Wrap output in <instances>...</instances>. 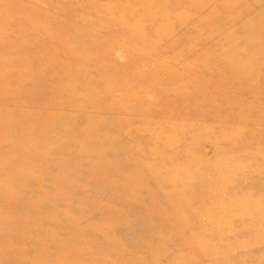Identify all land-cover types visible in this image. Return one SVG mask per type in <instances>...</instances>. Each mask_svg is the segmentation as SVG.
I'll list each match as a JSON object with an SVG mask.
<instances>
[{
	"label": "rangeland",
	"instance_id": "1",
	"mask_svg": "<svg viewBox=\"0 0 264 264\" xmlns=\"http://www.w3.org/2000/svg\"><path fill=\"white\" fill-rule=\"evenodd\" d=\"M0 36V40L7 44L3 47L0 45V50L28 51V57L32 63H36L35 67L28 65L27 68L13 59L14 55L0 53V92L7 97L1 98L3 102L0 101V107H5L4 111H7L6 115L2 114L7 121L0 132L11 136L14 133L15 139L20 140L13 142L11 139L0 145V156H7H4L7 159L0 157V165L3 160H8L11 152L7 155V151L14 146L18 152L21 145L38 144L39 148L46 149L44 155H48V160L43 155L35 162L39 169H35L34 175L42 177L39 187L23 178L22 182L14 186L13 200L0 193V212L5 210L8 214L12 213L7 215L4 211L0 218L14 220V226L10 228L6 222L0 223V233L8 237L0 243L19 248L20 252L28 250L25 256L27 260L36 256L41 257L46 264H51L53 260L70 264L74 257L75 263L87 264L90 254L97 258L94 264H174L175 260L183 261L191 236L196 234L199 225L208 220L205 214L198 212V207L206 205L205 201L199 200L191 207H182L181 216L188 219V224L184 230L181 229L183 233L180 230L178 238L170 233L175 220L168 214L169 201L154 178L153 184L149 183L146 189L155 198L151 209L145 191L137 193L134 199L118 201L115 194L119 190L105 182L98 183L100 186L97 187L94 183L96 178L90 174L91 169L106 166L102 169L109 174L105 176L106 179L116 178L119 185H123L126 175L122 171L127 172V177L134 176L137 163H142L145 160L143 154L151 150L144 130L146 127L152 128L156 137L164 138L170 134L175 138L180 137L179 130H170L168 127L185 116L179 106L180 96L186 101L187 107L192 108L188 114L203 125L199 129L200 136H205L207 140L195 144L199 146L198 151L203 157L214 160V153H219L221 157H234L231 160V167L234 168L239 167L238 163L251 164L253 169L261 164L260 159L252 158L251 155L258 148V151H264V0H0ZM21 39L27 41L28 46H19ZM14 65L16 70L12 68L8 71ZM12 72L25 76L34 72L35 77L44 78L43 97L49 108L45 104L42 107L51 113L64 111L59 118L68 120L67 127L56 131V138L49 140L44 136L42 141L39 135L31 134L32 130L28 128V136L21 139L20 132L23 129L26 131L24 127L27 124V127L30 126L33 115L29 119L22 117L26 123L20 120L22 113L30 109L27 105L13 101L14 92L21 91L18 88L20 83L15 84ZM181 85L184 89L173 95L172 89H179ZM69 101L82 106H70ZM87 101L95 105L86 107ZM96 104L103 108L102 113H99L102 109ZM123 112L129 115L125 120L119 118ZM73 114L76 116L73 120L75 126L73 121L70 122V115ZM14 116L18 120L11 122L9 119H15ZM85 122L89 127L85 126ZM189 128V132L197 133L196 125H190ZM234 128L240 132L229 137L232 142L225 141L224 137ZM135 136L142 139L140 146L130 143ZM103 138L113 140L106 143ZM53 141L59 145L54 148L56 152L50 146ZM79 142H86L85 147L89 151L83 156ZM176 144L178 151L165 161V166L180 165L178 163L184 158H190L189 153L183 155V152L194 145L192 137L180 139ZM159 150L161 156L169 155L161 145ZM240 150L246 152L240 154ZM12 158L13 155L10 157L14 161L13 165L19 166V160ZM24 159L26 157L22 158L21 164ZM105 159L111 162L103 161ZM122 161H127V164ZM113 163V166L110 165ZM189 167L186 168L188 174L206 171L203 163ZM63 168L74 180L71 183V189H75L71 190L73 196L64 198L57 195L60 196L58 199L54 194V198L44 199L37 209L21 206L28 198L38 201L37 187L40 192H55V186L51 183L63 174L59 173ZM213 172L212 168L207 170V175L196 181L202 184V198L213 179ZM9 175L10 170L1 171L0 181L4 177L10 181ZM43 177L45 180H42ZM247 178L249 183L258 182L254 178ZM249 192L256 198L264 197V188L255 190L249 185L248 188L238 185L232 188L233 196ZM140 197L142 201H138ZM12 201L16 205L14 208L11 207ZM156 207L166 211L158 213ZM67 208L73 215L72 223H68L70 219L64 218ZM56 210L64 212V215L56 214L54 221L48 220L47 216ZM158 216L161 218L158 219ZM160 220L171 227L169 233L159 230ZM228 221L234 233L227 238L214 237L210 243L214 247H223L218 251L219 260L228 259L229 254L239 257L247 251V254L250 253L251 257L264 264V235L258 234L253 225L259 223L260 218L246 220L240 217L236 221ZM17 223L23 227V231H17ZM87 224L100 225L103 233H110L115 242L108 245L98 234L86 232L84 225ZM48 225L52 229L49 235L44 231ZM73 226H79V230H72ZM218 228L221 226L218 225ZM109 229L113 232H109ZM23 236L27 240L25 245ZM36 238L46 242L39 253ZM209 238L211 236H206L204 240ZM159 241L162 243V253L158 263L151 258L158 247L152 252L145 245L149 242L154 245ZM85 245L88 246L87 251L84 250ZM40 252L42 255H39ZM203 257L201 264H212ZM0 264L14 262L3 263L0 260Z\"/></svg>",
	"mask_w": 264,
	"mask_h": 264
},
{
	"label": "bare ground",
	"instance_id": "2",
	"mask_svg": "<svg viewBox=\"0 0 264 264\" xmlns=\"http://www.w3.org/2000/svg\"><path fill=\"white\" fill-rule=\"evenodd\" d=\"M0 45H2L1 47L7 46V44H5V42L2 41V39L0 40ZM26 45L28 46L27 41L25 42L23 39H21V43L19 44V46H26ZM0 53H2L4 55L5 54L14 55V58L13 59L19 61L20 62V65L21 66H24V67H27L28 68V65H29L31 68H33L36 65V63H32V61L28 57V55L30 53L28 51H23V50H11L10 51V50H7V49H3V50H0ZM40 60H41V58H40ZM15 67L16 66L14 65V66L8 68V71L10 69H12V68H15ZM14 70H16V68ZM12 73H13L12 76L13 77L15 76V79H14L15 84L20 83V86H18V88L21 91L20 93L19 92H14V94H13V101L15 103L19 104V105H23V106L24 105H27L28 109H30V110L25 111V112L22 113L20 120L23 121L22 120V117H23V119L25 117H27V119H29L31 117V115H33V119L29 123L30 126L27 127L28 126V124H27V126L24 127L26 129V131L23 129L20 132L21 133V135H20L21 139L24 140V139H26V136H28V135H26L27 132H28V128L32 130L31 134H33L35 136L36 135H39L41 137L42 141H44V139H43L44 136L47 139H49V140H50V138H53V139L56 138V134H57L56 131L62 129L63 127H67L68 120L66 119L67 117L66 118L64 117V119H66L67 121H64L62 118H59V115L60 114H63L64 111H59L58 113H53V112L51 113L49 111V109L46 110V109H44V107H42V104H45V107L48 106L47 100L45 101V99L43 97L45 95V88H44V85H42V83H44V78L43 77H40L39 78L38 76H36L37 77L36 78L35 75H34V72L29 73L28 76H25L24 74H21V75L20 74H17L16 75V72H12ZM13 77H12V79H13ZM1 82H2L1 85H3L4 82L3 81H1ZM23 82L24 83H27V84L24 85ZM183 87L184 86L181 85L179 89L173 88L172 89L173 91L171 93L172 94L173 93L175 94V92L176 93H180L182 91L181 89ZM179 90H181V91L179 92ZM4 97L7 98L4 93L0 92V101L1 102H3V99H1V98H4ZM71 99H72V97H71ZM179 99L181 100L180 103H179V106L181 107V110L184 112V115L185 116H184V118H182L180 120L179 119L178 120L176 119L177 121L176 122H173V123H170L168 125V127H169L170 130H179L180 137L175 138V137H173L172 134H170V136H165L164 138L156 137L155 134L152 133V128L150 129L149 126H148V128H149L148 129L146 127L144 130H145V133L148 136L147 137V142H148V144L149 143L151 144V150L147 154H143V156L145 157V160H142V163H137V166L135 165L136 168L134 169L135 170L134 176L127 177V174H126L127 172H125V171L123 172L122 171V174L124 173L126 175V178H123L124 179V181H122L123 182V185H119V183L117 182L116 178H114V180H112L113 178L112 179L110 178V180H109V178L106 179L105 176L106 175H109V174H106L105 172L102 171V169L106 167V166H102V167H99V168L97 167L95 169H91V171H90L91 176H93V178H96V182H94V183H95V185L97 184V187H99L100 185L98 183L103 184V182H105V183L109 184V186H111L112 188H115L116 190H119L117 192V194H115L116 195L115 198L118 201H120V200H124L125 201V200L134 199V197L137 195V193H139L140 191H145L146 194H147V198L150 199V203L149 204H150L151 209H152V206L155 203L154 202V199L155 198L153 199L152 198L153 197L152 196V193L150 191H148V190L146 191V189L149 188V186H150L149 183H151L152 182V178H154L155 181L157 182V184L160 185L162 187V189L164 190L165 196H166L167 200L169 201L168 214L169 215H172L173 220H175V222L173 221V223H172V227H173L172 229H171L170 226H168L166 224H163V220H160V224L158 225L159 226V230L160 231L163 230L164 232L166 231V233H169L170 232V229H171V232L170 233L176 235L178 238L180 236V230L183 229V228L185 229L186 226H187V224H188L187 223L188 222V219L185 220L181 216V214H182V211H181L182 210V207L183 206L184 207H191L194 204H196V202H198L199 200H203V201L206 202V205H204V207H202V208L201 207H198L199 208L198 209V212H201V213L205 214L206 217H208L207 218L208 220L206 221L205 224L199 225L198 231L196 232V234L193 237L191 236V240H189V243L186 242L188 244L187 246L185 245L186 246V249H187V254L186 255H183L184 256L183 261L180 262L178 260H175L174 264H201L202 261H200V260H201L202 256H204L205 257V260L210 261L212 264H245V263H248V264H261L260 261H258V259L256 260L253 257H251V255H249L250 253L247 254L246 253L247 251L246 252L244 251L243 255L242 256H239V257H236L235 255H231L228 252V254H229L228 259L221 261V260H219V257H218V251L221 250L223 247H220V248L214 247L210 243L212 241V238H214V237H216L218 239H222V238H227L228 236H231L234 233L235 230H234V228H232V226L230 225V223H229L228 220L236 221L240 217H243L246 220L247 219H251V218H255V217H259L260 218V222L259 223H256V224H253V225L256 227L255 230L257 231L258 234L264 235V197H261V198L258 197V198H256L250 192L249 193L242 194V195H236V196H233L234 194L232 193V188L234 186H237V185L239 187L242 186V188H248V185H249V187H251V188H253L255 190L264 188V151L260 152V151H258V150H260V148H258L251 155L252 158H258L261 161V164H259V166L257 165L255 169H253L251 167V164H248V163L246 165L245 164H242V163H238V165H239L238 168L231 167V165H232L231 164V160L234 157L233 158H230V157H228V155H226L224 157H221V155H219V153H216V154L214 153V155L216 156L214 158V160H211V158L203 157L201 155V153L199 152L200 150L198 151L199 146H196L195 145L196 143L199 144L200 143L199 141L207 140L205 136H203V135L200 136L199 129H201V127H203V125H201L200 123H198L196 121V118L192 117V115L190 116L188 114V111H190L192 108L187 107V103H186L185 100H183V97L180 96ZM73 102L74 103H71L69 101L68 102V105H70V106H77V105L82 106L78 102H75V101H73ZM76 103H78V104H76ZM85 104H86V107H92L93 105H95V104L90 103L88 101ZM70 106H68V107H70ZM96 107H98L100 110L102 109V111L99 112V113H102L103 112V108H100L98 105ZM46 108H49V107H46ZM5 109L6 108L3 107V106L0 107V128L2 126H5L4 123L7 121L6 117L3 116V115H6L7 114V111H4ZM92 109L94 111V108H92ZM35 112H37V114L34 117V113ZM70 116H69L70 119H71V121L69 120L70 122H72L73 120L76 119V116H74V114L73 115H70ZM99 116H100V114H99ZM128 116L129 115L127 113L123 112L122 115H120L119 118L121 120L122 119L125 120ZM9 120L12 122V121H16L18 119H16V117H15V119H9ZM98 122H100V121H98ZM23 123H26V122L23 121ZM72 123L75 126V122L73 121ZM83 123L84 122H82V126H83ZM86 125L87 124L85 122V126ZM190 125L191 126L196 125L197 133H191V132H189V130H190L189 126ZM103 126L104 125H102V127ZM87 127H89V126L87 125ZM49 130H52L53 132H50ZM47 132H49V134H47ZM238 132H240V130H238L236 128L232 129L231 132L229 134H227L226 137H224V140L227 141V142H229V141L232 142L231 139L229 140V137H231L233 134L235 135ZM125 134H127L126 131H125ZM15 137H16V135L14 133L11 136L10 134L9 135H6V134H3V133L0 132V145L6 143L8 141L10 142L11 139H12L13 142H19L20 140L18 138L15 139ZM186 137L187 138H191L192 137L193 144L195 145V146L192 145L187 150L185 149V151L183 152V155L184 154L186 155V152L189 153L188 155H189L190 158L189 159L184 158L183 161H181V162L178 163L180 165H176V166H172V165L165 166L164 165L165 164V161L167 159H169V157L175 156L174 154L178 151V149H176V146H177L176 143H177V141H179L180 139L186 138ZM87 139H90V138H87ZM103 140H105V138H103ZM112 140L113 139H111L109 141H107V140H105V141H106V143L107 142H110L111 143ZM116 140H114V141H116ZM141 141H142V139L136 138V136H135L134 138H132V140L130 141V143L136 144V145H139L140 146ZM145 141H146V139H145ZM222 141H223V138H222ZM89 143L90 142H88V144ZM233 143H235V141ZM91 144H92V141H91ZM100 144H102V143H100ZM152 144H154L153 148H152ZM37 145L38 144H31L30 146L21 145V147L19 148L20 150H18V152H17V150L15 149V146H14V147H10L9 148V151H7V155L10 152H11V154H10V156H8L9 157L8 160H6V161L3 160L2 164L0 165V172L1 171H4V170H6V171L7 170H10V175H9V178H8V179H10V181H7V179H5L6 177L3 176L4 178H2V179L3 180L5 179L7 182L5 180L4 181L2 180V182L0 181V193L1 194L2 193L5 194L4 195L5 197H6V195L9 196V200H13L14 199V197H15L14 196V191H15L14 190V186L17 183L22 182V180H24L23 178H27L28 181H30L31 183L37 184V186L39 187V184L41 182V178L42 177H41V175L38 176V177H36L34 175L35 169H37V170L39 169L38 168L39 166L37 167V165H35L36 164L35 162L38 159H41L40 157L43 156L44 154H46L47 151H46L45 148H42V147L39 148ZM79 145L82 148V152H81L82 153V156L85 155V154H87L89 152V151L87 152V149L85 147L86 142H85V144L83 142V143H80ZM160 145L164 147V149L168 152L169 155L165 154V155L161 156V154H159V153H161V151L159 150V146ZM50 146L54 149V148H57L59 145L56 144L53 141V143L50 144ZM103 146H104V144H103ZM110 146H112V145H110ZM98 147L100 148V145ZM28 149H29V151H28ZM50 150L51 149H49V151ZM55 150L56 149H54V151ZM73 150H75V148ZM109 150H111V151L113 150L114 151L115 149H109ZM244 150H246V149H244ZM244 150H243V152H246ZM66 152H68V151H66ZM101 152H103V149H102ZM243 152L241 150L239 151L240 154H242ZM25 154L30 155L31 158H29V156H27ZM12 155H13V158L12 159L15 158V161L16 160H19V162L17 163L19 166L13 165L14 164V161L10 160V157ZM49 155H51V154H49ZM159 155L161 156V158L159 157L160 159H158L156 161L155 159ZM2 156L4 157L6 155H2ZM2 156H0V157H2ZM44 156H46V155H44ZM47 156L44 157V158L47 159ZM54 156H53V158H54ZM62 156H63V154H62ZM134 156H135V154H134ZM24 157H26V159H24L23 162H22V164H21L22 158H24ZM60 157H61V155H60ZM123 157H125V156H123ZM138 157H139V155H138ZM55 158H58V157L55 156ZM5 159H7V158H5ZM101 160H99V161H101ZM106 160L107 159H105L103 161H106ZM114 160H116V159H114ZM54 162H58V161H54ZM106 162H111V161H106ZM126 162H123V163H126ZM42 163L44 164V162H41V164ZM202 163L205 164L206 171L207 170H210L211 168L214 170V172H213L214 173L213 174V179L209 183V185L206 187V189L204 191L205 192V194H204L205 196L203 198L201 196L202 191H203L202 190V184L200 182L197 183L196 181L198 179H201V177L204 178L207 175L206 174V171H204L202 173H195V172H193V173H190V174H188V171H186V168L188 166H190L189 168H191V167H194L195 165L199 166ZM104 164L105 163H102V165H104ZM110 165L113 166L114 163L113 164H110ZM110 165L108 166V168L110 167ZM132 165L131 166L129 165V166L130 167H134ZM72 166H73V164H72ZM228 166H229V168H227ZM7 167H8V169H7ZM64 168L62 169L63 171L59 172V173H63V174L60 177L56 178L54 181L52 180V183L51 184H53L55 186L54 187L56 189L55 192H52L51 194L49 192H40L39 191L40 188L37 187L36 192L39 194L38 196L40 197V198H38V201L36 202V201H34L35 199L28 198L27 201H25L23 204H21V206L24 207V208H26V209H32V208L33 209H37V208H40L41 203H42V201L44 199H46V198H54V194H56V196L57 195H60V196H62L64 198H68L70 195L73 196L71 190L74 189V188L71 189V187H72L71 186V183L74 180L71 179V177L68 175L69 173L67 171L64 172L65 171ZM67 169H69V168H67ZM193 169H196V168H193ZM12 170H15V171H12ZM59 170H60V168H59ZM129 170H131V169H129ZM129 170H127V171H129ZM110 171H111V169H110ZM131 172L134 173L133 171H131ZM132 173H129V174L131 175ZM129 174H128V176H129ZM120 175H119V177H120ZM43 176H46V175H43ZM110 176H112V175L110 174ZM113 177H115V176L113 175ZM116 177H117V175H116ZM119 177H118V179H119ZM247 177L254 178V179L258 180V182L249 183V182L246 181V178ZM42 180H45L44 177H43ZM122 182H120V183L122 184ZM152 184H153V182H152ZM73 187H75V186L73 185ZM124 188L126 189L125 192H123ZM63 189H65V191ZM74 190H72V191H74ZM248 190L249 191H252L250 189H248ZM49 191H51V189ZM60 196H57V198L60 197ZM76 198L78 199V197H76ZM92 198H93V196H92ZM94 199H95V197H94ZM140 199H141V197H140ZM140 199L138 201H142L143 200V198L141 200ZM71 203H72V201H71ZM103 203L102 204H99V205L101 206V205H103ZM225 203H227V204H225ZM127 205H128V203H127ZM11 207L12 208L16 207V205H14L13 201L11 202ZM144 207H146V206H144ZM7 208H10V207H7ZM155 209L158 211V213H162L163 211H166L165 209L163 210L161 207L160 208L159 207H156ZM61 210H62V208H61ZM169 210H170V212H169ZM4 211L5 210H3L2 213L0 212V216L1 217L3 216ZM64 212L66 213L65 215L63 214ZM64 212H61V211L59 212V210L58 211L56 210L52 215L47 216V218H49L48 220L54 221L55 218H56V214H63L64 215V218L70 219V220H67L68 223H72V219H73V217H71V216H73V215H71L72 213L69 212V209L68 210H65ZM6 214L7 215H10L12 213H9L8 214L6 212ZM108 217H110V216H108ZM4 218H5V216H4ZM159 218H161V217L158 216V219ZM17 221H19V220H17ZM101 221L104 222L103 219ZM4 222H6V225H8L9 228H10V226H12L14 224V220H3V218H0V223H3L4 224ZM218 225H220L221 228H218L217 229ZM84 226H85L84 229H85L86 232L89 231L92 235L98 234L100 236V238L102 239V241L103 242H106L108 245L110 243H112V241L115 242V240L112 238V236H111L110 233H109V235H106V233H103V229H101V226L100 225L87 224V225H84ZM226 226H227V228H226ZM107 227H109V224H108ZM70 228L71 227H69V229ZM78 228H79V226H73L71 229L74 230V231H78L79 230ZM225 228H226V230H224ZM247 228L248 227H244L243 229H247ZM16 229H17V231L19 229V232L23 231V227L21 228L20 225H19V223H17V228ZM110 230L111 229H109V232H110ZM17 231H15V232H17ZM44 231L48 235L50 234V232L52 233V229L50 228L49 225L46 226V228L44 229ZM111 232H113V231L111 230ZM181 232H182V230H181ZM159 233H161V232H159ZM6 236L7 235H5L4 233L3 234L0 233V241L3 242V240H7L8 237H6ZM206 236L207 237L208 236H211V238L204 240V237H206ZM22 239H23V245H25V243L27 242V240L25 239L24 236L22 237ZM35 240H36V243L38 242L37 243V245H38V251L37 252L39 253V250L41 251V249L44 248V246L46 245V242L44 240H42V238H36ZM162 240H163V238L160 239V241H162ZM159 242L156 243V244H154V245L152 244V242H149L150 244L149 243H146V245H145V248L148 249V250L150 249L152 252H153V250L155 251L157 249V247H158L157 251L151 255L152 256L151 258H152L153 262H158V263H159L160 254L162 253V248H160V245L162 246V243L161 242L159 243ZM1 244L2 243H0V258H1L0 260H1V262L3 261V263L5 261H8V262L9 261H13L14 264H46V261H42V258L41 257L38 258V257L35 256L32 259H28L27 260V258L25 256H26V252L28 250L27 251L22 250V252H20V251H18L19 248L11 247V246H6V245L3 246ZM42 244H44V246ZM1 246H3V247H1ZM85 247H86V249L84 248V250L87 251L88 246L85 245ZM80 248H82V247L80 246ZM89 248H90V246H89ZM35 251L36 250H34V252ZM88 251H90V250H88ZM163 251H164V249H163ZM260 253H261V248H260ZM16 255L19 256V257H15ZM27 255H28V253H27ZM39 255H42L41 252H40ZM258 255H260V254H258ZM29 256H30V254H29ZM94 256H92V255L89 254L87 264H88V262H90L91 264H94L95 260L97 259ZM256 258H257V256H256ZM262 258H263V256H262ZM75 260L76 259L73 257L71 259V263L70 264H84L83 262L75 263ZM51 264H64V262L62 261V263H60L59 260L58 261L57 260H55V261L53 260L51 262Z\"/></svg>",
	"mask_w": 264,
	"mask_h": 264
}]
</instances>
